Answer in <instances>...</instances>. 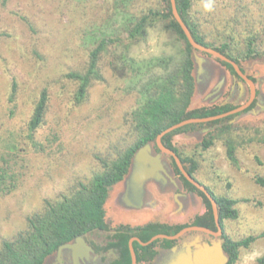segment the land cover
I'll use <instances>...</instances> for the list:
<instances>
[{
    "label": "rangeland",
    "instance_id": "rangeland-1",
    "mask_svg": "<svg viewBox=\"0 0 264 264\" xmlns=\"http://www.w3.org/2000/svg\"><path fill=\"white\" fill-rule=\"evenodd\" d=\"M130 1L126 0L128 4ZM153 1L142 0L139 3L146 7ZM238 1L213 0L212 11H206L203 7L205 0H193L191 13L203 24L208 41L218 39L214 19L217 20L218 15L226 19L231 17ZM244 1L251 5L257 17L264 15V0ZM126 23L120 8L115 14L112 11L111 0H9L0 7V34H3L0 35V167L10 163L18 175L11 192H0V242L2 238H10L24 229L27 215L40 209L45 199L65 191L76 177H91L100 170L96 155H112L115 145L131 143V125L126 116L141 100L139 91L142 85L150 77L165 72L162 61L176 65L181 60V41L167 29L165 22H156L134 44L118 40L109 45L110 52L103 54L100 64L103 82L94 83L87 98L75 105L72 96L77 83L68 79L65 73L68 70L83 71L91 50L100 39H125ZM240 42L243 44V40ZM244 47L241 45L240 48ZM39 54L45 58L41 60ZM114 55L120 57L117 75L107 66ZM211 61L216 77L205 91H198L200 103L223 71L215 60ZM125 63L139 67L141 73L132 76ZM241 63L257 79L258 94L254 108L257 113L238 115L241 118L234 122L238 128L231 137H235L238 143L236 155L239 165H233L229 160L221 137L216 138L214 145L205 151L201 147L196 148L211 129L174 138L183 152L191 151L198 157L196 176L204 185L210 186L217 195L238 200L239 217L226 221L225 225L226 235L236 240L264 229V186L255 180L257 176L264 177V56L242 57ZM226 76L227 84L219 101L246 102L250 96L248 86L239 80L245 86L243 90L235 79ZM13 77L17 79L18 88L15 100L10 102ZM43 86L49 90L50 108L38 138L43 132L60 136L52 144L48 143L50 147L45 152H39L29 139L28 121ZM258 129V138L249 141ZM213 132L216 134L215 128ZM11 182L9 178L6 183ZM121 188L122 185L116 184L107 202L112 227L123 222L116 219L113 211ZM172 191L182 192V185H174ZM153 196L159 200L152 208L158 207L163 199L168 201V205H173L172 197H162L159 191H155ZM149 214L159 217L150 210ZM103 236L104 232L99 230L90 234L97 241ZM253 253L259 255L252 258ZM114 255L112 253L111 257ZM263 255L264 238H261L249 248L241 249L236 264H258V258Z\"/></svg>",
    "mask_w": 264,
    "mask_h": 264
},
{
    "label": "trees",
    "instance_id": "trees-1",
    "mask_svg": "<svg viewBox=\"0 0 264 264\" xmlns=\"http://www.w3.org/2000/svg\"><path fill=\"white\" fill-rule=\"evenodd\" d=\"M9 0H0V7ZM142 0H111L112 11L122 10L126 18V37H105L98 41L91 50L87 66L84 70H68L65 76L77 83V89L72 96L75 105L80 104L88 96L94 83L103 82L101 60L105 53L110 52L109 45L123 40L128 43L140 41L146 34L147 29L154 23L162 21L166 23L168 30L172 31L182 43L181 60L176 65L168 61L165 64L164 73L150 77L139 91L141 100L127 114L126 121L131 125L132 141L128 145L114 146V154L96 155L101 165L100 170L95 171L91 177H76L65 191L54 198L45 199L41 208L29 213L26 217L25 228L19 230L10 238H2L0 242V264H44L46 258L56 252L61 244L72 241L79 235L95 230L107 231L110 228L107 202L113 187L126 178L130 169L131 159L138 148L149 141L155 142L157 136L170 126L191 118H206L227 113L236 109L239 104L231 102L200 103L194 102L196 92V79L194 75L193 46L188 41L180 24L174 18L171 8V0H154L146 7L140 6ZM139 3V5H136ZM178 10L185 23L190 28L193 37L200 44L212 47L227 57L236 61L242 68L241 58H257L264 56V15L257 17L252 11L250 4L239 0L231 17L218 15L213 24L217 29L218 39L215 42L208 41L207 32L203 24L196 20L191 13L193 0H176ZM131 6H133L131 8ZM3 35V34H0ZM220 40V41H218ZM243 40V44L240 42ZM219 43V45H217ZM239 44L240 46L236 45ZM244 45V49L240 48ZM212 57V55L204 53ZM41 60L45 56H41ZM107 63L117 75L118 57ZM225 67L230 76L238 74L233 65L213 57ZM162 60H165L162 59ZM103 61V60H102ZM170 61V60H169ZM131 70L132 76L141 73V69L125 63ZM157 65V62H155ZM256 83L257 79L251 77ZM100 80V81H96ZM95 81V82H94ZM10 102L15 100L18 83L13 77ZM257 98L246 110L220 119L189 123L175 129L162 138V142L173 149L180 157L185 169L198 181L196 171L198 169V157L194 153L183 152L174 142L177 136L188 135L200 130L211 129L203 137L196 148L207 150L214 145L216 138L224 139L227 148V156L233 165L238 166L239 160L236 155L238 143L235 137H231L237 131V125L230 123L236 116L244 114L255 108ZM50 108V94L46 86L41 87L35 100L33 111L28 121L29 139L35 150L45 152L52 142L60 135L43 132L38 138L39 130L46 124V116ZM216 130V134L213 132ZM242 129V128H241ZM260 130L249 141L258 138ZM225 136V138L223 137ZM230 136V137H229ZM48 144V145H47ZM172 167L175 175L180 179L187 192L196 193L201 198L205 211L198 214L191 222L151 220L142 225H131L120 222L115 226L116 233L106 245H97L98 252L115 248L119 253V259L110 264H132V255L129 242L131 238L138 237L147 242L158 234L175 235L183 228L190 225H198L217 230L211 201L207 195L191 183L180 171L173 160ZM17 173L11 168L10 163L0 167V192L9 193L16 186ZM11 179L10 184L6 183ZM256 182L264 186V177L257 176ZM202 184L203 182L200 181ZM213 195L219 207L220 221L224 231V248L229 255L228 264H236L240 258L241 249L249 248L256 240L264 238V229L258 234H251L242 239H234L226 235V221L235 220L239 217L236 207L238 200L229 196L217 195L214 190L205 185ZM176 240L158 239L144 246L138 241L134 242L138 264H152L158 254L157 248L169 249L176 245ZM258 264H264V255L258 258Z\"/></svg>",
    "mask_w": 264,
    "mask_h": 264
},
{
    "label": "water",
    "instance_id": "water-1",
    "mask_svg": "<svg viewBox=\"0 0 264 264\" xmlns=\"http://www.w3.org/2000/svg\"><path fill=\"white\" fill-rule=\"evenodd\" d=\"M171 8L174 18L180 24L188 41L194 48L193 61L194 75L196 79L194 102L198 101V91H205L206 87L212 83L213 78L216 77L215 69H211L210 66L212 62L211 59L215 60L213 57L233 65L237 74L248 83L250 87V97L246 103H243L236 109L227 113L206 118H191L174 124L162 131L157 136L155 142L149 141L138 148L132 158L129 173L126 176L125 181L119 183L120 186L122 185V188L116 198V206L113 211L118 221H123L122 223L128 224L133 223V225L145 223L148 219L174 222L179 221L181 223H185L192 221V218L195 215L194 212L197 211L198 214H202L205 211V206L201 198H199L196 193L188 192V195L183 191L173 193L172 190H174V185L178 186L181 184L183 188V184L180 182V179H178L179 181L175 179L174 169L172 164L170 165V162L172 163L173 160H175L181 173L198 189L202 190L211 201L217 230L203 226L190 225L180 230L175 235L158 234L147 242L142 241L138 237H133L129 242L132 264H138L134 242L138 241L140 244L147 246L157 239H171L177 240L178 242L169 249L161 247L157 248L158 254L152 264H228L230 258L224 248V231L220 221L217 201L208 191L206 186L195 179L185 169V165L182 163L179 155L173 149L167 147L162 142V138L167 133L186 124L208 122L246 110L257 98L256 83L249 77L250 74L248 73V70L244 67L242 68L236 61L227 57L218 50L202 45L195 40L190 28L185 23L178 10L176 0H171ZM204 53L210 54L212 57H209ZM216 62L222 67L223 71L219 76V79L214 83L213 87H211L212 89L210 93L203 97L202 103L211 104L219 102L227 84L226 74L230 76L225 67L218 61ZM230 77L235 79L236 75ZM240 84L241 88L244 90V84L242 82H240ZM256 113V109L253 108L249 112L244 113V116ZM240 118L241 116H236V118L230 121V123H234ZM150 184L152 187L151 189L149 188V199L146 200L148 186ZM157 187L161 189H158ZM155 191H159L162 197H172L173 205H168V201L165 202L163 199L159 201L158 207L152 208L155 206L154 203L157 204L159 200L158 197L156 198L153 196ZM122 192L123 194L121 195ZM187 199L191 201H188ZM159 208H161V211L158 210ZM149 210L154 215H159V217L154 218L153 216H150ZM188 231H198V235L194 237L192 236L190 240L185 239L180 245V238ZM87 234L88 233L79 235L72 241L61 244L55 253L46 258L44 264H105L102 260V255L97 253L88 242L86 238ZM112 253L116 254L113 249L110 250V254Z\"/></svg>",
    "mask_w": 264,
    "mask_h": 264
},
{
    "label": "flooded vegetation",
    "instance_id": "flooded-vegetation-1",
    "mask_svg": "<svg viewBox=\"0 0 264 264\" xmlns=\"http://www.w3.org/2000/svg\"><path fill=\"white\" fill-rule=\"evenodd\" d=\"M249 77L251 78L252 76L251 75H249ZM252 79V78H251ZM235 80H236V83H239V86L241 85L240 84V82L242 81L243 83H245L247 86H248V89H249V92H250V87H249V85H248V83L241 77V76H239L238 75V78L236 77L235 78ZM239 80H241V81H239ZM258 94V93H257ZM250 97V96H249ZM249 100V99H248ZM256 100V99H255ZM254 100V101H255ZM254 101H253V103H254ZM244 103H246V102H244ZM252 103V104H253ZM243 103H241V104H239V106L240 105H242ZM251 104V105H252ZM250 105V106H251ZM238 106V107H239ZM249 106V107H250ZM248 107V108H249ZM202 123V122H201ZM175 161V160H174ZM131 163H132V159H131ZM131 163H130V166H131ZM172 163L170 162V165H171ZM177 164V163H176ZM185 165V164H184ZM178 166V165H177ZM129 173V172H128ZM127 176V175H126ZM126 179V178H125ZM125 179L124 180H122L121 182H124L125 181ZM175 179L176 180H178L179 178L175 175ZM179 181V180H178ZM120 182V183H121ZM181 182V181H180ZM182 183V182H181ZM173 186V185H172ZM115 187V186H114ZM151 187H152V185L150 184L149 186H148V192H147V195H146V200H148L149 199V194H150V189H151ZM160 187V186H159ZM150 188V189H149ZM158 188V187H157ZM183 188H184V186H183ZM158 189H161V188H158ZM209 191V190H208ZM178 192H181V191H178ZM183 192H185V194H187L188 195V192L186 191V189L184 188L183 189ZM210 192V191H209ZM189 193H191V192H189ZM192 193H194V192H192ZM123 194V192L121 193V195ZM189 203V202H188ZM192 203V202H191ZM190 205V204H189ZM159 211H161V208H159L158 209ZM194 217L192 218V220L194 219V218H196L197 216H198V212L196 211V212H194ZM149 221H151V220H149ZM149 221H146L145 223H147V222H149ZM160 221V220H159ZM162 221V220H161ZM145 223H142V224H145ZM142 224H139V225H142ZM195 226H198V225H195ZM184 229V228H183ZM95 231H97V230H95ZM99 231H102V232H104V236L99 240V241H97V240H94L93 238H91L90 237V234H91V232L90 233H88L87 234V240H88V242L92 245V247L95 249V251L97 252V253H99V254H101L102 255V260H103V262L105 263V264H110V263H112V262H114L115 260H117V259H119V257H120V255H119V253L117 252V250L115 249V248H109L108 250H106V251H102V252H98L97 250H96V246L97 245H106L111 239H112V236L113 235H115V233H116V230H115V227H112V226H110V228L107 230V231H103V230H99ZM113 231V232H112ZM196 235H198V231H188V232H186L181 238H180V245H181V243L185 240V239H189L190 240V238L193 236H196ZM158 240V239H157ZM156 241V240H155ZM177 241V240H176ZM178 242V241H177ZM153 243V242H152ZM111 249H113L115 252H116V254L113 256V257H111V254H110V250Z\"/></svg>",
    "mask_w": 264,
    "mask_h": 264
},
{
    "label": "clouds",
    "instance_id": "clouds-1",
    "mask_svg": "<svg viewBox=\"0 0 264 264\" xmlns=\"http://www.w3.org/2000/svg\"><path fill=\"white\" fill-rule=\"evenodd\" d=\"M203 7L206 11H212L214 7L213 0H205ZM257 255H259V253H253L252 258H255Z\"/></svg>",
    "mask_w": 264,
    "mask_h": 264
},
{
    "label": "crops",
    "instance_id": "crops-1",
    "mask_svg": "<svg viewBox=\"0 0 264 264\" xmlns=\"http://www.w3.org/2000/svg\"><path fill=\"white\" fill-rule=\"evenodd\" d=\"M148 221H149V219H148ZM131 223V222H130ZM132 225H133V223H131ZM139 224H142V223H138V224H135V225H139Z\"/></svg>",
    "mask_w": 264,
    "mask_h": 264
}]
</instances>
